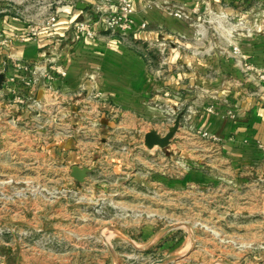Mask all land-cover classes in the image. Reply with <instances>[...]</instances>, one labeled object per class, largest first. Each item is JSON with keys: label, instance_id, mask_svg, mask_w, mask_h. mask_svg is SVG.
<instances>
[{"label": "crops", "instance_id": "obj_1", "mask_svg": "<svg viewBox=\"0 0 264 264\" xmlns=\"http://www.w3.org/2000/svg\"><path fill=\"white\" fill-rule=\"evenodd\" d=\"M102 1L54 4L58 22L53 32L27 26L0 11V106L20 115L33 112L48 126L46 136L40 128L33 135L0 130V137L13 135L14 145L23 147L26 137L45 136L49 151L95 152L110 149L109 143L120 142L122 137L141 143L153 130L164 135L177 112L187 108L196 110L198 117L190 128L176 131L178 140L170 147L190 150L197 172L175 182L159 177L147 184L179 189L192 181L215 187L229 179L209 176L205 180L198 171L203 165L214 171H221L223 165L231 171L249 164L262 168L264 82L255 71L264 70V0H129L134 12L129 34L99 29L95 38L77 40L75 25L95 20V8ZM5 6L0 1V8ZM178 10L188 14L189 21L169 14ZM250 18L258 24L248 36L223 32L217 26ZM32 30L36 36L25 39ZM162 41L169 43L168 48L161 49ZM234 47L239 49L237 55ZM243 64L255 71L245 72ZM59 69L64 70V77ZM25 75L34 79L30 86L16 79ZM11 96L13 101H7ZM209 107L215 112L207 113ZM77 119L82 136H97L101 145L75 142L77 130L71 125ZM180 138L193 143H181ZM136 149L149 155L158 151L140 144L133 146ZM77 164L70 168L85 166Z\"/></svg>", "mask_w": 264, "mask_h": 264}, {"label": "rangeland", "instance_id": "obj_2", "mask_svg": "<svg viewBox=\"0 0 264 264\" xmlns=\"http://www.w3.org/2000/svg\"><path fill=\"white\" fill-rule=\"evenodd\" d=\"M0 1L6 4L0 8L3 16L40 30L46 29L51 15L57 16L54 4H62ZM255 24L258 20L250 18L217 26L248 36ZM159 46L164 50L169 43ZM245 65H250L243 64L249 72ZM7 101L12 102V96ZM186 109L168 123L166 134L151 132L164 139L178 115L177 130L190 128L198 115ZM23 114L0 106V130L33 135L42 128L46 136L45 120H37L33 112ZM78 121L71 125L77 130L75 142L101 145L97 136H82ZM176 135L173 132L164 147L150 149L158 150L150 155L133 150L138 144L145 148L144 140L127 137L110 142V149H77L74 155L61 148L49 151L45 136L26 137L23 147L14 145L13 135L0 137V264H264V170H259L264 166L249 164L231 171L223 165L214 171L203 165L198 171L205 180L229 179L215 187L192 181L179 189L147 184L159 177L175 182L197 172L190 150L170 147ZM73 163L94 168L89 182L87 178L82 186L74 184L69 176Z\"/></svg>", "mask_w": 264, "mask_h": 264}, {"label": "built area", "instance_id": "obj_3", "mask_svg": "<svg viewBox=\"0 0 264 264\" xmlns=\"http://www.w3.org/2000/svg\"><path fill=\"white\" fill-rule=\"evenodd\" d=\"M95 13L98 17L91 22H82L75 25V38L80 40L82 38L93 39L99 33V29L104 31H110L121 35H127L132 31L133 27V7L129 0H103L102 4L95 8ZM169 14L177 20L189 21L190 16L186 13L178 11H169ZM57 16L51 15L46 23V29L49 32H53L57 26ZM36 36V31L32 30L27 38L31 39ZM172 43V42H171ZM234 54L239 53L238 48L233 49ZM246 66V65H245ZM27 72L28 69L23 68ZM246 70H253L251 66H246ZM255 71V70H254ZM259 81L264 82V71H255ZM33 74L36 70L32 71ZM58 73L61 77L65 76L63 69H59ZM47 77V76H46ZM24 82L25 86H30L34 79L32 77H24L20 79ZM11 81H15L14 78ZM207 113H213V108L210 107L206 110ZM191 114L195 115L196 111H192Z\"/></svg>", "mask_w": 264, "mask_h": 264}, {"label": "water", "instance_id": "obj_4", "mask_svg": "<svg viewBox=\"0 0 264 264\" xmlns=\"http://www.w3.org/2000/svg\"><path fill=\"white\" fill-rule=\"evenodd\" d=\"M3 82V78L0 76V88ZM179 118L180 115H178L174 128L170 132L169 135H167L164 139H159L155 133L150 132L147 134L144 138V144L147 147V149H152L153 147L157 146L159 148L164 147L167 144L168 139L172 136L173 132L177 131V127L179 124ZM94 171L93 167L88 166H73L70 168V174L69 176L77 183L84 184L88 178V176Z\"/></svg>", "mask_w": 264, "mask_h": 264}]
</instances>
